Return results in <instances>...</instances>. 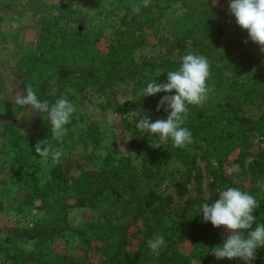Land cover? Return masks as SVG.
I'll return each mask as SVG.
<instances>
[{
  "label": "rangeland",
  "instance_id": "obj_1",
  "mask_svg": "<svg viewBox=\"0 0 264 264\" xmlns=\"http://www.w3.org/2000/svg\"><path fill=\"white\" fill-rule=\"evenodd\" d=\"M45 1L48 6H55L50 11L52 16L60 17L61 13L65 15L59 18L58 42L68 39L74 33L86 32L92 40L99 39V49L107 52L132 35L138 39L137 42L143 44L131 48V56L135 61H148L156 67L147 71L140 79H125L109 86L76 79L74 76L50 83L43 92L44 101L52 105L63 98L76 107L71 123L66 125L67 134L60 143L51 135L46 112L34 111L30 106L15 103V95L24 89L23 75L13 66L15 62H11L19 53L15 43L10 46L7 44L8 48L2 44L5 50L0 47V54L8 65L0 64V238L8 227H29L35 218L45 217L41 210V195H44V187L53 179V168H58L64 178L73 179L84 170L114 172L119 175L127 167L140 172L152 165L160 178L158 188L174 197L171 208L173 214L180 211L185 200L177 197L175 189L169 184L170 174H190L186 198L212 197L216 192L212 174L214 164L210 165L205 160L206 148L200 140L192 137V143L186 145V153L194 161L189 165L194 166L189 173L180 158L164 157L169 156V152L177 153V147L173 146L171 138L162 140L159 136H151L135 127L142 116H148L150 121L167 119L168 116L164 108L157 111V105L165 93L142 97V89L150 82H166L167 73L179 69L184 55H200L199 49L191 44L183 48L174 46L175 35L171 31V25L183 14L181 6L172 3L167 9L159 10L149 4L146 10L141 7L137 15L132 8L134 5H142L143 0H72L66 11L64 9L68 0ZM26 2L20 0L19 3L25 5ZM214 4L226 8L229 0H214ZM21 7L0 5V42L4 33L13 32L12 29L21 25V22L30 18L39 22L45 19L44 14L33 17ZM227 20L230 22L224 28L221 41L229 54L217 52L212 56L211 62L220 67L226 81L252 83L259 79V62L264 61V52L249 39L247 30L237 25L231 13ZM38 35V32L29 31L21 38L23 45L31 47L36 56L43 48ZM26 51L23 48L22 52ZM70 54H73L72 50ZM223 103L225 93L215 92L208 95L202 105ZM192 106L189 105L184 114L182 127L188 128L192 115L201 108ZM262 111V107L253 106L243 109L242 113L251 118H259ZM213 113L214 111H208L207 115ZM219 119L220 116L216 114L217 123ZM39 141H46L53 149H63L59 163H54L51 157L45 162L35 153V145ZM27 143L29 146L25 145ZM246 151L253 159L264 157V142L256 131L251 132ZM25 155L27 158H24ZM236 156L237 150L228 156L225 166L227 174H230ZM184 178L187 179V176ZM121 203L122 199L118 196L106 194L86 207L70 211L68 221L73 232L69 234L71 237H58L54 241L56 250L74 255L80 259L79 264H96L91 251L93 247L85 241L90 240L91 227L104 223L107 219L115 223L126 222L119 217ZM78 231H83L84 235L79 236ZM218 231L222 235L228 234L223 227ZM140 240L141 238L132 239L127 250L129 258L126 264H158L156 258L164 246L153 252L148 243L139 245ZM32 247L33 242H27L19 244L17 248L27 252ZM178 249L183 254H188L191 250L190 240L179 243ZM12 254L11 250H0V264H39L16 261L12 259ZM188 264H202L201 258L196 256Z\"/></svg>",
  "mask_w": 264,
  "mask_h": 264
},
{
  "label": "trees",
  "instance_id": "obj_2",
  "mask_svg": "<svg viewBox=\"0 0 264 264\" xmlns=\"http://www.w3.org/2000/svg\"><path fill=\"white\" fill-rule=\"evenodd\" d=\"M26 1L25 5H20V0H0V5L22 6V10L31 16L44 14L45 19L39 22L30 18L21 22V25L12 29L13 32L2 35L0 47L4 51L2 44L6 47L7 44H16L19 55H15L11 62H15L13 66L23 75L24 89L33 87L41 101H44L43 92L50 83L64 81L72 76L109 86L125 79H140L147 71L156 67L148 61H135L131 56V48L143 44L137 42L138 39L132 35L107 52L99 49V39L92 40L86 32L74 33L68 39L58 42L59 18L65 16L64 13L60 17L52 16L50 11L55 6H48L45 0ZM71 3L72 0H68L65 11ZM172 3L179 4L184 10L171 25V31L175 35L174 46L183 48L191 44L197 47L200 55L205 56L210 64V77L206 81L208 95L225 93L223 104L200 105L201 108L192 115L187 128L192 137L204 144L205 160L210 165L214 164L212 174L215 194L206 199L186 198L190 174H170L169 184L175 189L177 197L185 200L180 211L173 214L171 208L174 197L158 188L160 178L152 165L140 172L127 167L119 175L114 172L84 170L73 179L64 178L58 168H53V179L44 187V195H41V210L45 217L35 218L29 227H8L0 238V250H11L12 259L22 263L79 264L80 259L74 255L57 251L54 241L58 237H71L69 234L73 229L68 221L70 211L86 207L106 194H113L122 199L119 217L126 222L115 223L107 219L104 223L91 227L90 240L85 242L93 247L91 251L96 264H126L129 258L127 250L132 239L141 238L139 245L142 246L157 235L164 238V248L156 258L158 264H188L196 256L201 258L202 264H244L239 259L217 260L211 254L214 247L223 244L228 234L222 235L218 231L220 228L204 222L198 206L213 203L219 198L220 191L227 187L239 188L253 195L259 204V208L253 212L256 219L253 229L258 224H264V157L253 159L246 151L251 132L256 131L264 142V61L259 62L258 80L252 83L226 81L220 67L214 65L211 59L217 52L229 54L221 41L224 28L230 22L227 20L230 17L229 6L220 7L214 4V0L150 2L159 10L167 9ZM29 31L39 33V42L43 48L41 47L38 56L31 47L23 45L21 40ZM23 48L27 50L24 53ZM70 50L73 54H70ZM0 62L1 65L7 64L1 54ZM253 106L263 108L259 118H251L242 113L243 109ZM208 111H214L213 115H207ZM216 114L220 116L218 123L215 121ZM28 143L25 145L29 146ZM186 148H177V153L169 152V156L164 157L180 158L190 173L194 166L189 165L194 161H191L192 157H188ZM236 150L237 156L232 162V168L238 165L239 170L227 174L225 166L228 156ZM249 159L251 164H246ZM77 234L83 236L84 232L78 231ZM186 240H190L191 250L188 254H183L179 251L178 244ZM27 242H33L30 251L18 250L19 244ZM250 264H264V247L257 249L256 258Z\"/></svg>",
  "mask_w": 264,
  "mask_h": 264
},
{
  "label": "clouds",
  "instance_id": "obj_3",
  "mask_svg": "<svg viewBox=\"0 0 264 264\" xmlns=\"http://www.w3.org/2000/svg\"><path fill=\"white\" fill-rule=\"evenodd\" d=\"M150 2L143 0L142 5H134L133 13L138 15L141 7L147 8ZM229 12L235 17L237 25L247 30L249 39L264 52V0H229ZM209 77L210 64L205 56L194 53L184 55L179 69L167 73L166 82H150L140 93L142 97L165 93L157 105V111L164 108L168 113L167 119L150 121L148 116H142L135 127L151 136H159L162 140L171 138L173 146L177 148L191 144V131L181 125L189 105L200 106L207 100L209 88L206 81ZM173 92L174 95H168ZM15 103L30 106L34 111L46 112L53 139L63 142L68 131L66 125L71 123V116L76 111L74 104L61 98L49 105L47 101L38 98L31 86L15 95ZM34 150L45 162L51 157L54 163H59L63 154L62 148L53 149L46 141L37 142ZM246 164H251V160L246 161ZM238 170L239 166L236 165L231 171ZM257 186H260L259 182ZM198 207L204 222H210L214 228L223 227L228 233L223 244L211 251L217 260L239 259L244 264H250L256 258L257 249L264 247V224H258L253 229L256 222L253 212L259 208L253 195L239 188L227 187L220 191L219 198L213 203ZM163 245L164 238L160 235L148 241V247L153 252Z\"/></svg>",
  "mask_w": 264,
  "mask_h": 264
}]
</instances>
